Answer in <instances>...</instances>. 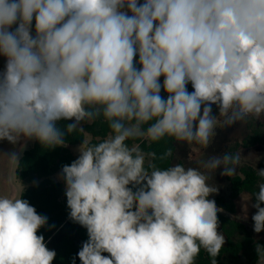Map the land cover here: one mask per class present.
I'll return each mask as SVG.
<instances>
[{
	"label": "clouds",
	"instance_id": "9594fccd",
	"mask_svg": "<svg viewBox=\"0 0 264 264\" xmlns=\"http://www.w3.org/2000/svg\"><path fill=\"white\" fill-rule=\"evenodd\" d=\"M0 56V140L65 146L62 119L74 121L69 134L101 119L110 129L62 167L69 218L88 235L81 264H195L201 249L217 264L218 188L198 168L146 166L156 153L126 141L207 148L218 125L264 116V0H0ZM240 158L226 152L203 167L231 177ZM258 189L256 233L264 182ZM47 220L21 196H0V264H52L38 235ZM256 252L264 264V246Z\"/></svg>",
	"mask_w": 264,
	"mask_h": 264
},
{
	"label": "trees",
	"instance_id": "16d2710c",
	"mask_svg": "<svg viewBox=\"0 0 264 264\" xmlns=\"http://www.w3.org/2000/svg\"><path fill=\"white\" fill-rule=\"evenodd\" d=\"M139 67V65H138ZM163 77L161 78V82ZM188 90L192 91L191 84ZM162 96L167 94L162 90ZM73 123L72 120L57 121V127L65 132V146L52 148L44 147L38 140H35L31 149L24 152L19 159L16 168V178L23 185L21 198L27 200L31 206L35 207L38 214L48 218L47 224L40 228L38 235H43L47 247L55 250L56 257L52 264H72L76 258V264H81L77 253L82 246V242L88 239L86 228L78 227L76 222L69 218L67 198L65 195V184L56 181L54 176L62 173L64 165H70L75 159L68 146H81L86 144L87 136L90 137L88 144L98 143L106 138L110 132L108 125L103 120L93 123H82L84 132L67 133L66 125ZM264 129V121L260 123ZM145 128L147 125L144 126ZM129 146L139 144L145 153L155 152L157 159L152 160L146 157V166L149 161L155 163L160 168L172 166L176 154L177 141L170 137H165L158 142H151L146 138L137 137L126 141ZM243 146L264 145V136L259 131L250 133L243 141ZM168 148L173 151L172 157L166 160H159L158 157ZM264 167V164H261ZM229 198L216 196L214 198L217 207L223 208L225 212L236 215V200L242 194H249L255 203L254 194L259 191L258 184L264 178L258 175V171L252 167H244L241 174L228 176ZM210 199V198H209ZM263 207V205L261 204ZM219 227L226 239L220 254L216 257L217 264H258L256 245L264 246V240L256 237L254 230L243 222L233 219L221 212L218 214ZM58 233L62 236L57 237ZM104 255H109L104 253ZM244 259V262L241 259ZM195 264H211L208 254L201 249Z\"/></svg>",
	"mask_w": 264,
	"mask_h": 264
},
{
	"label": "rangeland",
	"instance_id": "374dc122",
	"mask_svg": "<svg viewBox=\"0 0 264 264\" xmlns=\"http://www.w3.org/2000/svg\"><path fill=\"white\" fill-rule=\"evenodd\" d=\"M5 62L6 58L0 56V72L4 70ZM212 109L213 115L219 116L217 106L212 105ZM261 121H264V116L260 117L259 119H253L249 117L247 122L238 121L231 126L221 127L220 125H218L216 129V135L207 148H203L202 146L195 143L188 144L187 142H177L176 154L172 162V166L175 164H182L185 167L198 168L202 172H205L206 175H208V183L218 188L217 193L211 194L209 196L210 199H214L216 196H223L225 198H229L230 191L229 182L227 179L228 176L221 175V172L223 171V166L218 167L214 171L205 169L203 167V164L212 156H222L226 152H239L241 156L240 164L236 168V174L234 176L240 175L241 170L244 167H252L257 171L260 169H264V167L261 166V164H264V145L257 144L253 146L244 147L242 144L244 139L250 133H254L255 131H259L261 133V136H264V129L260 126ZM141 138L145 139L142 136ZM89 140L90 137L87 136L86 144ZM34 142L35 139L25 140L22 138L17 144L13 145L7 140H0V196H9L11 198L20 197L21 192L23 190V185L20 181L17 180L15 175L19 160L12 161L9 160L7 157L15 153L20 159L25 151L32 148ZM79 148L80 146H71L70 148V151L72 152L75 158H78V156L80 155ZM54 179L56 181H62L61 173L55 175ZM243 197L247 198L250 197V195L247 193L242 194L236 200V215H231L225 211L221 213L240 222H243L253 229L254 222L251 217L253 214H255L256 209L252 207V197L250 200L247 201H245ZM262 205L264 207V203H262ZM245 206L247 207L246 213ZM245 215H247V219L243 218ZM76 224L78 227H82L80 224ZM218 231L221 232L220 229H218ZM254 233L257 238L264 240V231L260 233ZM60 236H62V233L57 234V237ZM241 261L244 262V259L242 258Z\"/></svg>",
	"mask_w": 264,
	"mask_h": 264
},
{
	"label": "crops",
	"instance_id": "0c3cea01",
	"mask_svg": "<svg viewBox=\"0 0 264 264\" xmlns=\"http://www.w3.org/2000/svg\"><path fill=\"white\" fill-rule=\"evenodd\" d=\"M73 147H75V146H73ZM77 147V146H76ZM68 148L70 149L71 148V146H68ZM71 150V149H70Z\"/></svg>",
	"mask_w": 264,
	"mask_h": 264
}]
</instances>
